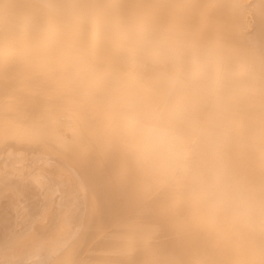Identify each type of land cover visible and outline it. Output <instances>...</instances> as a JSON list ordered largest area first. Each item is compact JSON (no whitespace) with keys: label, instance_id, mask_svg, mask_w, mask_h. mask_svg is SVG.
Instances as JSON below:
<instances>
[{"label":"clouds","instance_id":"1","mask_svg":"<svg viewBox=\"0 0 264 264\" xmlns=\"http://www.w3.org/2000/svg\"><path fill=\"white\" fill-rule=\"evenodd\" d=\"M10 142L90 189L0 264H264V0H0Z\"/></svg>","mask_w":264,"mask_h":264},{"label":"snow or ice","instance_id":"2","mask_svg":"<svg viewBox=\"0 0 264 264\" xmlns=\"http://www.w3.org/2000/svg\"><path fill=\"white\" fill-rule=\"evenodd\" d=\"M0 185L7 186L9 178H17L37 186L36 198L38 208L35 213H31L25 195L16 192L13 197L15 216L18 225L29 221V227L20 235L14 237L12 245L15 247H25L35 243V230L37 226L52 224V238L42 243V247H47L59 239L58 233L66 226L73 213V208L65 202L62 185L71 182L76 190V195L81 200H86L88 189L78 179L72 171L62 165L50 164L47 170L39 165L30 162L22 153L12 149L0 157ZM11 191V189H10ZM90 206L91 202H90ZM59 207V214L53 221V208Z\"/></svg>","mask_w":264,"mask_h":264},{"label":"bare ground","instance_id":"3","mask_svg":"<svg viewBox=\"0 0 264 264\" xmlns=\"http://www.w3.org/2000/svg\"><path fill=\"white\" fill-rule=\"evenodd\" d=\"M9 148L18 152L16 146L13 142L9 143ZM3 161L0 160V163ZM34 163L39 165L42 169L47 170L48 163L47 161H42L39 158L34 160ZM74 177L78 179L83 185L90 189V181L88 178H85L78 170H71ZM62 191L65 196V202L73 208L72 216L70 220L74 222V212H75V202H76V190L74 185L71 182H65L62 186ZM11 189V191H10ZM95 190L103 195L104 189L101 185H97ZM38 189L36 185L30 184L27 181L17 179L15 177L9 178L7 181V186L0 185V230L2 231H15L18 227L16 216H15V207L13 203V197L16 192H22L25 195V199L29 204L31 213H35L38 208V201L36 198V193ZM54 221V218H53ZM25 229L29 227V221H25L22 224ZM42 225L37 226L40 228Z\"/></svg>","mask_w":264,"mask_h":264}]
</instances>
